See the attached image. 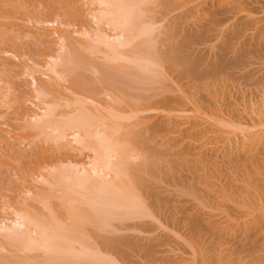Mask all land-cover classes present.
I'll use <instances>...</instances> for the list:
<instances>
[{"label":"bare ground","instance_id":"1","mask_svg":"<svg viewBox=\"0 0 264 264\" xmlns=\"http://www.w3.org/2000/svg\"><path fill=\"white\" fill-rule=\"evenodd\" d=\"M180 1L75 0L67 7V13L78 17V19L79 17L87 19L89 27L83 26L82 30L80 29L81 32H77V29L71 33L58 29L57 31L60 33H57L56 29L52 27V32L45 33L47 38H53L51 52L46 54L47 60L41 65L38 64V67L36 63H33L37 68L24 67L20 74L24 75L22 78L27 81H25L27 83L25 85H28V92H30L27 98L32 100L29 101V104L30 107H33L30 112L21 116V121H24L25 125L19 128L25 131L23 135H26L21 137L20 144L29 139L31 144L34 139H43L44 144L60 143L59 145L64 151L71 150V153L76 152L79 155H84L87 161L80 163L74 159L66 158L60 160L62 163L58 164L59 161H57L58 165H54V163L53 166H46L48 164L43 163L45 168L40 167L42 170H38L40 173L37 171L39 174L34 172L38 176L34 181L30 180L34 184L28 181V185H25L28 187L27 193L23 195L21 192L23 196L28 195L24 199H22L23 196L17 197L14 204L13 201L10 202L12 203L10 206L2 205L3 210H0L3 213V215L0 214L2 217V219L0 217V264H119L113 256V251L118 252L119 247H126L125 244L128 241L120 233L127 231L148 232L150 229L145 228L146 224L160 223L156 209H163L161 200L164 198L161 199L160 193H156L154 187L162 182L165 176L167 179L169 178L167 176L173 177L174 171L166 166L168 159L165 154L161 152L163 156H153V152L156 151L152 147L154 142L152 136L155 137V135L150 133L172 134L176 137L174 140L178 141V133L184 126L182 117L185 111L180 108L184 106H181L183 102L180 104V96L179 99H173L172 96L171 99L161 100L158 97H161L164 91L160 93L158 90V93H153L154 91L149 93L147 87L158 85L159 88L156 89L164 88L163 81L170 78L173 73L177 74L179 79H183L187 83L191 82L189 85L194 91L211 93L210 90H206L208 89L206 83L201 82L206 75L209 76V73L214 75L221 70L224 63L222 61L223 54L217 57L218 61L216 58L213 63L207 65L204 56L196 57L195 49L193 48L194 54L189 46L199 45V42L201 44L208 42L207 34L212 33L213 30H248L249 27L258 23L257 19L252 18L253 9H246L253 3L255 5V0H222L220 3L222 7L208 9L209 12L203 14L206 15V18L210 16V19L206 24H202L201 31L196 30L198 31L197 37L194 38L193 34V36L188 34L182 42L177 43L179 42H176L177 38L175 37L178 34L177 29L185 25H182L179 15H174V17L171 15L180 6H184V1L183 5ZM185 2L187 3V0ZM215 4L217 5V3ZM244 9L248 12L242 17L244 13L239 14L244 12ZM57 19L50 23L61 21ZM37 24L41 23L38 21ZM252 27L251 29H253ZM209 29L213 30L209 31ZM221 30L218 33L215 32L218 34H215L216 37L221 36ZM207 31L209 32L207 33ZM74 33H78V36L74 37L72 35ZM42 35L44 36V34ZM42 35L40 38L43 37ZM179 35L181 34L179 33ZM205 37L208 41L203 40ZM216 37L210 36V41L211 38H214L215 41L219 40V37L217 39ZM43 45L41 44V46ZM197 45L196 47H198ZM215 46H217L216 43ZM0 51L2 50L0 49ZM7 51H4V54H8ZM246 51L242 53L241 58L237 57L241 59V63L245 57H249L250 52L248 49ZM12 55L14 58V54ZM237 60L239 61V59ZM166 64H170L169 67L166 68ZM190 64L193 68L188 69ZM82 70H85L83 74L89 73L88 81L83 77ZM182 72L183 75H181ZM165 74L171 75L168 77ZM1 76L2 74L0 75V109L11 112L13 111L12 97L17 96V90L11 83L5 80L2 82ZM188 77L192 80L190 81ZM171 79H175L177 84L181 82H178L176 78ZM171 79L169 80L172 81ZM170 81H166L169 90L171 87L173 88L171 84H176L170 83ZM167 83L164 84L167 85ZM181 86L178 87L179 89L173 88L174 90L171 91H176L177 96L180 94L184 97L188 93L184 89L181 90L183 88ZM192 89H187V91ZM197 91L196 93H198ZM189 93L191 92L189 91ZM207 95L204 96L207 97ZM188 97L190 96L187 95V100ZM24 99L27 103L26 97ZM14 100L13 102H16ZM240 105L238 114L236 113L237 116L234 117L236 115L234 113L235 115L225 120L222 119L224 113L221 115L220 103L218 107L214 102H208L205 110L209 108L215 111V115H213L216 119L205 136L212 134L215 138L222 135V127L234 128L240 132L241 136L235 142L238 144L237 148L240 149L239 153L234 158L235 155L230 157L232 159L226 162L220 161L222 163V181L220 180L219 183L222 182V187L217 185L219 189L214 188L220 191L218 198L221 200L222 206L221 204L217 205L222 207L227 221L238 219L242 222V228L237 230L240 231L238 239L241 245L237 249L240 259L236 258V261L245 262L237 264H264V134H260L258 130L264 127V99L258 103H250L249 107V104H243V108ZM153 107L163 114L157 116V118L162 117L161 119H163L157 124L152 117H140L141 114L146 115ZM194 112L200 113L199 119L208 118L207 112H202L200 107H197ZM1 114L2 112H0V120L4 118L5 113ZM210 115L208 120H212ZM151 119L152 122L155 121L153 122L154 126L149 124ZM186 119L190 121L188 116ZM193 124L198 130L199 125H195V122ZM141 125H145L147 128L138 130L137 128ZM192 132L196 135L194 131ZM193 136L190 139L196 138ZM203 136L194 140L196 148L201 147L203 138H205ZM158 138L155 139L158 140ZM181 140L180 142H182ZM195 142L200 143L197 146ZM172 143L169 142L170 145ZM209 144L211 143L209 142ZM57 148L59 149V146ZM12 151L10 150L11 153ZM179 167L181 166L179 165ZM173 183L176 182L170 180L168 184L176 186ZM178 186L181 185L178 184ZM159 188L158 190H161ZM165 188L164 190H166ZM176 192L185 194L184 191ZM191 192L193 194V191ZM217 195L216 199H218ZM195 197L198 205H203L201 195ZM206 203L208 204V202ZM237 226L239 227V225ZM129 246L127 245V247ZM230 247L234 249V247ZM237 250L235 249V251ZM229 253L231 256L232 250ZM233 254L237 255L234 251ZM233 260L235 261V258ZM128 261L130 262V260Z\"/></svg>","mask_w":264,"mask_h":264},{"label":"rangeland","instance_id":"2","mask_svg":"<svg viewBox=\"0 0 264 264\" xmlns=\"http://www.w3.org/2000/svg\"><path fill=\"white\" fill-rule=\"evenodd\" d=\"M74 1L75 0H32V1L31 0H22V1L21 0H19V1L18 0H0V27H1L0 28V39H1L0 40V49L2 50V51H0V65H1L0 66V71H1L0 73L2 74L1 79H2V82L5 80L6 82L11 83L13 85V87L15 86L14 88H16V90H17V92H16L17 94L15 93L17 95L16 96L17 98L12 97V108H13L12 110L13 111L5 112L3 109H0V112H2L1 115H3L5 113L4 118L0 120V208L2 207V205L3 206H8V205L10 206V204H12V203L14 204V200H16L17 197L21 198L25 193H27L26 191H27L28 187L27 186L25 187V185L26 184L28 185L29 182L31 184L32 183L34 184V182H32V181H34L36 176H38L36 174L40 173L38 170L41 171L43 169V167H44L42 165L43 163L48 164L46 166H53L54 163H55L54 165H58L59 163H62V161H60V160H65L66 158L67 159L70 158V160L74 159L80 163H85L87 161V159L84 157V155H79L76 152L71 153L70 152L71 150H69V151L65 150L64 151L63 148L60 147V145H59L60 143L59 144L58 143L44 144L43 139L42 140L41 139H34L35 141L32 140V144H31L29 142V140H30L29 139L28 141H25L24 143L20 144L21 143L20 139L22 140L21 137L22 136L25 137V135H26V134L23 135L25 133V131H22L19 128L22 125H25V124H23L24 121H21L22 120L21 116H23L24 113L30 112L31 109H33V107H30V104H29V101L31 102L32 100L31 99L29 100V98H27L28 93H30V92H28V90H29L28 85H25V84H27L26 83L27 81L24 80V78H22L24 75H20V74L22 73V70L24 67H27V68L29 67V69L31 68L30 66L37 68L38 64L41 65L45 60H47L46 54L51 52V47H52V42H53L52 39L53 38H51V37L47 38L45 36V33L52 32L53 29H56L55 31H57V29L59 31L66 30V31H68V33H71L73 30H77V29L80 30L81 28H83V26L89 25L88 24L89 21L87 19L86 20L88 22L83 17H81V18L79 17V19H78V17H74L73 15L67 13L68 12L67 7L70 4H73L72 2H74ZM183 1H184V6L179 5L180 8L179 9L175 8L177 11L176 12L174 11L171 15L173 17H174V15L175 16L179 15L178 17L181 18L182 25H185L184 27L181 25L182 27L180 29H177L178 34H177V36H175L177 38V39L175 38L176 42L179 41L177 43L182 42L184 37L187 36L188 34L189 35L193 34L194 38L197 37L198 31H201L200 28H201L202 24H204V23L206 24L207 20L210 19V16H207V18H206V15H203V14L208 13L209 10H211V9L213 10V8L215 9L217 7H222V5H220L222 0L221 1L220 0H187V3L185 2V0H181L180 2L182 3V5H183ZM191 1H194V2L191 4L190 3ZM230 1H233V0H230ZM256 1L257 0H255V5L253 3L251 6H248V8H246V9H250V10L253 9L252 10L253 12L251 11L252 12V18L257 19L256 21H258L257 24L252 25L254 27L251 26L253 29H251V27H249L250 29H248V30L247 29H222V30L216 29V31H214L213 29H209V31L213 30V32L211 31L213 34L208 33L209 31H207L208 34L206 33L209 36V41H210V36L216 37L215 34L218 33V31L220 32V30H221V32H222V33H220L221 36H218L219 40L217 39L218 37H216V39H217L216 41L214 38H211V41L209 42L207 39L208 36L205 34V36H207V37H205V39H203V40L204 41L206 40L208 42H204L202 40V42H204L202 44H204L206 47L204 45H202L200 42L198 43L199 45L193 44V45H191V47L189 46V49L191 48V52L193 51V48L195 49V52H196L195 56L196 57L197 56L198 57L204 56L203 58H205V60H206L205 64H207V65L213 63L214 60H216V58L219 57V55L223 54L222 55V61H224V63L222 65L221 70L214 75H211L209 73V76L206 75V77H204L205 81L203 80V82H201L204 84L206 83V86H207L206 88H208L206 90H208V91L210 90L212 94L211 93L208 94V92H206V91L203 92L204 94L200 90L194 91V89H192V86L189 85L191 82L189 83V81H188V83H187V81H185L183 79H179L178 76H176L177 74H173V73H172V75L171 74H169V75L165 74V76L168 75V77H169L171 75L170 78H167L168 82L170 81L169 79L176 78V79H178V82L181 81V82H179L181 85H182V82L184 83L181 86L179 83L177 84V81L175 79H173V80H175L176 82L175 81L173 82L172 79H171L172 81H170V83H172V82H173V84L176 83L174 85L171 84V86H173V88L179 89L178 87L181 86V87H183L181 90H183V89H184V91L186 90V92L188 94L184 95V97L181 96L179 93H178L179 95L177 96L176 91H171L174 89L170 86V84H169V86L171 87V90H169L168 83L166 82L167 80L163 81V85H165V86L162 89H156L157 87L159 88L158 85H156V86L154 85L153 87H147L149 89V93H152L153 91H154L153 93H156V92L158 93V90H160V93H162L164 91L162 96L158 97V99H161V100H166L167 98L171 99L172 96L174 97L173 99H179L181 97L179 99V100H181L180 104L183 102V104H181V106L182 105H184V106H182L183 108L182 107H180V108L185 111L183 113V117H182L183 122H184V126L181 128L180 132L178 133V136L176 135L178 137L177 138L178 141H175L176 137H175V135H172V134L166 135L167 133L164 134L162 132H161L162 134H160V132L158 134L157 133L156 134L150 133L151 135H155V137L152 136V140L154 141L152 144L153 145L156 144V146H153L151 144L154 151H156V152H153V156L156 155L157 157H161V156H163L161 154V152L163 154H165L166 158L168 159V163L167 164L165 163L166 166L175 172V173L173 172V177L167 176V177H169L167 179L165 176V179H163L162 182H160L156 187H154V191L158 194L160 193L161 199L164 198V200L169 205H167L163 199L161 200V202H162L161 205H162L163 209H161V208H160L161 210L156 209V212L158 214L157 216L159 219L158 221L160 223L159 224L150 223V225H148V224L145 225V228L147 227V229H150L149 230L150 232L148 231V232L142 233V232H138V231H130V232L127 231V232L120 233V235L125 237V240H128V241H126L127 242V244H125L126 247L121 246V247H119L120 249L118 250V252L113 251V256L115 257L117 263H119V264H138V263L139 264H141V263L142 264H144V263L145 264H232V263L236 262L234 264H237V263L245 262V261H241V260L236 261L237 260L236 258L240 259L238 254H237V253H239L237 249L241 245L240 240L238 239L239 238L238 234L240 231L238 232L237 230H240L242 228V226H241L242 222H241V220H238V219H236V220L230 219L227 221V218H225V216H226L225 212L223 211L222 207H220V205H217V204H221V202H220L221 200L218 198V196H220V191L217 190V189H219L217 187V185L218 186L220 185V187H222L221 186L222 182L219 183L220 180L222 181V163L221 162H226L229 159H232L230 157L235 155V156H233V158H234L239 153L238 150L240 151V149L237 148L238 144H236L235 142L238 141V138L241 135H240V132L234 128H230V127H224L223 128L222 127V135L219 134L220 136L215 137V138L212 136V134H207L205 136V133H207V131L212 128L211 125L214 124V120L216 119V118H214L215 117L214 116L215 111H213L212 109L210 110L209 108L207 110H205V109L207 108L206 107L207 103L210 101L214 102L218 107H219V103H220L219 108H220V110H222L221 115L224 113V115H222V119L226 120V119L232 117L233 115H235L239 111V109H240L239 105L240 104H241L240 105L241 108H243V106H242L243 104H249L248 105V107H249L250 103L251 104H254V102L258 103L259 101L264 99V96H263L264 95V84H262L264 82V21H263L264 19H261V18H264V0H258L259 4H256V3H258ZM215 3H217L218 6ZM185 4L186 5L188 4L187 7ZM211 6H212V8H211ZM257 8H259V9H257ZM246 9H244V12H241L239 15H242L243 13L244 14L242 15V17L244 15H247L248 10H246ZM193 14H194V16H193ZM186 15H187V17H186ZM203 17H204V19H206L205 21H202V20H204ZM244 18H246V17H244ZM56 19L59 21L61 20L60 22L59 21L58 22L61 24H64V25L61 26L57 22H54L55 25L52 22L50 23V21H54ZM38 21L41 24H37ZM42 21L44 24L42 23ZM48 21H49V23H48ZM50 24H52V25H50ZM58 24L60 25V27ZM49 27H51V28H49ZM52 27H53V29H52ZM61 27H63V28H61ZM87 27H89V26H87ZM198 27H199V29H198ZM2 30H4V31H2ZM9 30H10V32H9ZM78 30H77V32H81L82 29L80 31H78ZM196 30H198V31H196ZM59 31H57V33H60ZM40 33L44 34V36ZM179 33L181 35H179ZM32 34H33V36H32ZM39 34H40V36L42 35L44 38L43 37L40 38ZM77 34L78 33H76V34L74 33L72 35H74V37H77L78 36ZM75 35H77V36H75ZM178 35L180 38L178 37ZM216 35H218V34H216ZM5 36H7L8 38ZM9 39H11V40H9ZM174 41H173V43H174ZM222 42H224V43H222ZM232 42H233V44H232ZM43 43H44V45H43ZM49 43L51 45H48ZM212 43H213V46H212ZM215 43L217 46H215ZM41 44L43 46H41ZM219 44H221V45H219ZM196 45L198 47H196ZM46 49H48V50H46ZM247 49H248V52H250L249 57L248 56L245 57L244 58L245 60L243 59V61L241 63L240 58L242 56V53L247 52L246 51ZM4 51L9 52L10 54L9 53L4 54ZM1 52H3V53H1ZM193 53H194V51H193ZM12 54H14V56H15L14 58L12 57L13 56ZM252 54H255L256 56L252 55ZM239 56H240V58H237ZM223 58H225V59L223 60ZM237 59H239V61ZM217 61H218V58H217ZM33 63H36L37 65L33 64ZM240 64H241V66H240ZM169 65L166 64V68L169 67ZM191 66L192 65L190 64V67L188 69L193 68ZM193 66H194V64H193ZM5 68H7V69H5ZM1 69H3V70H1ZM84 71L85 70H82V74ZM86 72H88V71H86ZM183 72L185 73V70ZM183 72L181 75H183ZM168 73H171V72L168 71ZM88 74L89 73L83 74V77H85L87 81H88V79H90V76H88ZM12 77H14V78H12ZM188 79L190 81L192 80V78H190V77H188ZM164 83H167V85ZM184 87H186V88H184ZM187 89H192L193 91L189 90L191 92V93H189V91H187ZM196 91L200 95L198 93H196ZM178 92H179V90H178ZM201 93H202V95H201ZM25 94H26V96H24ZM187 95L190 96V97H188V100L186 98ZM204 95H207V97H205ZM192 96H193V98H192ZM25 97H26L28 104L26 103V101H24ZM182 97L184 98V100ZM201 97H203V98L201 99ZM13 98L16 100H14ZM13 100L16 102H13ZM184 101H186L188 104L186 102L184 103ZM191 101H192V103H191ZM201 101H202V103H201ZM236 105H237V107H236ZM196 106L200 107L202 112H204V113L207 112L206 114H207L208 118H209V115L211 113L210 118L212 120H208V118H205V117L203 119H199L200 113L194 112V111H196V108H197ZM245 106L247 107V105H245ZM185 107H187V108H185ZM14 110H15V112H14ZM233 110L235 112H231ZM211 111H213V112H211ZM159 112H160L159 110H157L156 108L153 107L152 110H150L146 113V115L141 114L140 117H145V116L150 117V118L152 117V119H154L156 121V124H157L158 121L163 120V119H161L162 117H160L163 114H161ZM237 114L234 117H236ZM150 115H153V116H150ZM158 115H160L159 116L160 118H157ZM187 116L189 117L190 121H188V119H186ZM191 116L193 119L191 118ZM152 119L149 120V122H150L149 124L151 126H154L155 123L153 124V122H155V121L153 120V122H152ZM164 120H167V119H164ZM193 122H195V125H199L198 130H197V128L194 127ZM142 127H143V129H142ZM144 128H147V127H145V125H141L137 129L138 130H145ZM190 129H192V130H190ZM261 129H262V131H261ZM261 129H258V130H259V133L263 135L264 134V127ZM185 130H187V131H185ZM258 130H257V132H258ZM192 131H194V132L196 131L195 132L196 135L193 134ZM193 135L196 137L194 140L199 139L200 136L202 137L204 135L203 137H205V138H203V142L201 144V147L199 146L200 148H198V147L196 148L195 144H194V140L190 139V137L192 138ZM14 137H15V139H14ZM158 137H160L161 139L159 140ZM186 137H187V139H186ZM209 137H213V138L210 139ZM155 138H158V140L160 142ZM174 138H175V140H174ZM180 140L182 142H180ZM164 141H166V142H164ZM169 142L174 143V144L172 143L173 144L172 147H171L172 144L170 145ZM209 142L211 144H209ZM28 143L31 145H29ZM199 143H196V145ZM53 144H58V145H53ZM180 144H181V146H180ZM157 145L159 146L158 148H157ZM176 145H178V146H176ZM202 145L205 147H203ZM57 146H59V149L57 148ZM163 146L164 147L167 146V148H164ZM15 147H16V149H15ZM190 147H191V149H190ZM155 148H157V150H155ZM201 148H202V150H201ZM10 150L11 151L13 150L12 153L10 152ZM162 150H165V151H162ZM168 150H170V151H168ZM190 150H191V152H190ZM5 152H6V154H5ZM183 152H186V153H184L185 155L183 154ZM189 152L191 153V155ZM167 153H168V155H167ZM179 154H181V155H179ZM192 154L195 157H193ZM15 155H16V157H15ZM20 155H23V156L20 157ZM35 155H37V156L35 157ZM85 155H87V154H85ZM29 157H31V158H29ZM180 157H182V158H180ZM183 157L185 160L183 159ZM57 161H59L58 164H57ZM8 162H9V165H8ZM169 162H171V163H169ZM202 164H204V165L202 166ZM208 164H209V166H208ZM179 165L181 167H179ZM40 167H42V169ZM27 168H28V170H27ZM35 169H37V170H35ZM34 172L35 173L37 172V173L34 174ZM176 172H179V173H176ZM183 173H185V174H183ZM174 175H176V176L174 177ZM31 179H32V181H30ZM189 179H191V180H189ZM170 180L172 182H176V183H173V184H176V186L175 185L169 186L168 183H170ZM178 184L181 186H178ZM183 186H184V188H183ZM159 187L161 188V190H158ZM164 187H166L165 189L167 190V192H166V190H164ZM214 187L217 189H215ZM188 188H190V189H188ZM195 188H196V190H195ZM169 190H170V192H169ZM176 191H178V193L180 191H184L185 194H181V192L179 194H177ZM186 191H189V192L186 193ZM191 191H193V194ZM21 192L23 195H21ZM190 192L193 196L192 195L190 196ZM195 192H196V195H195ZM213 193L216 195L218 194L217 198L219 200L215 198L216 195H214ZM199 194L201 195V200L203 202V205H198V201H196L194 199L195 196L200 197ZM19 195H21V196H19ZM27 195L23 196L22 199H24ZM203 198L204 199L206 198V199L204 200ZM18 200L21 201L20 199H18ZM203 200L205 201V203ZM8 202H9V204H7ZM10 202H12V203H10ZM170 202H172V203H170ZM206 202H208V204ZM4 203H5V205H4ZM204 204L207 206L205 207ZM221 206H222V204H221ZM0 210H3V209L1 208ZM1 213H2V211H0V214ZM164 214H165V216H164ZM2 215H3V213H2ZM172 215H173V217H172ZM1 219H2V217H1ZM237 225H239V227ZM231 230H233V231H231ZM145 231H147V230L145 229ZM226 234H228V235H226ZM158 240L160 241V243ZM163 241H164V243H163ZM140 244H141V246H140ZM156 244H158V245H156ZM223 244H225V245H223ZM127 245L128 246L131 245V246L127 247ZM230 246L234 247V249L231 248ZM136 247H137V249H136ZM225 247H227V248H225ZM235 249L237 251H235ZM120 250H121V252H120ZM150 250H152V251H150ZM228 250L229 251L232 250L231 256L229 255L230 253ZM142 251H144V252H142ZM233 251L237 255H234ZM149 252H150V254H149ZM234 256H237V257H234ZM234 258H235V261L233 260ZM128 260H130V262ZM230 262H232V263H230Z\"/></svg>","mask_w":264,"mask_h":264}]
</instances>
